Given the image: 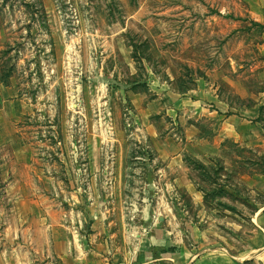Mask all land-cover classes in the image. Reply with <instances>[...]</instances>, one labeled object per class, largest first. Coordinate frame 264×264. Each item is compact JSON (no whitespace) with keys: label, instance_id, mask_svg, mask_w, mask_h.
<instances>
[{"label":"rangeland","instance_id":"374dc122","mask_svg":"<svg viewBox=\"0 0 264 264\" xmlns=\"http://www.w3.org/2000/svg\"><path fill=\"white\" fill-rule=\"evenodd\" d=\"M247 14L244 0H0V236L36 208H172L234 253L255 245L264 129L184 153L197 196L163 170L164 151L213 137L183 93L264 100V30Z\"/></svg>","mask_w":264,"mask_h":264},{"label":"crops","instance_id":"0c3cea01","mask_svg":"<svg viewBox=\"0 0 264 264\" xmlns=\"http://www.w3.org/2000/svg\"><path fill=\"white\" fill-rule=\"evenodd\" d=\"M244 1L249 19L264 26V0ZM189 93H183V107L196 118L208 114L214 124L213 137H193L186 139L180 152L164 151L163 170L167 176L173 175L177 185L197 196L202 192L188 177L183 154L190 152L200 159L204 154L216 155L225 139L252 145L254 136L264 129L260 118L264 100L244 109L221 99L216 90L213 100H208L212 103L204 97L193 100ZM36 211L35 222L23 220L16 226L3 223L6 232L0 236V264H141L152 259L171 264H264V206L251 216L257 233L255 245L237 253L211 242L213 236L218 239L213 225L200 227L197 222L177 217L172 208H117L115 218L111 208ZM22 226L25 230L21 234L15 232Z\"/></svg>","mask_w":264,"mask_h":264},{"label":"built area","instance_id":"2783aa9c","mask_svg":"<svg viewBox=\"0 0 264 264\" xmlns=\"http://www.w3.org/2000/svg\"><path fill=\"white\" fill-rule=\"evenodd\" d=\"M141 264H171V263L165 262L161 259H152V260H148L146 262H143Z\"/></svg>","mask_w":264,"mask_h":264},{"label":"trees","instance_id":"16d2710c","mask_svg":"<svg viewBox=\"0 0 264 264\" xmlns=\"http://www.w3.org/2000/svg\"><path fill=\"white\" fill-rule=\"evenodd\" d=\"M259 25V24H258ZM261 26V25H260ZM261 27H264V26H261ZM262 109V108H261Z\"/></svg>","mask_w":264,"mask_h":264}]
</instances>
